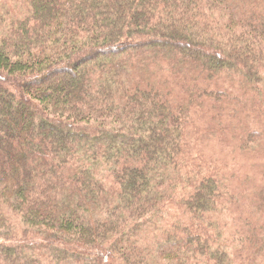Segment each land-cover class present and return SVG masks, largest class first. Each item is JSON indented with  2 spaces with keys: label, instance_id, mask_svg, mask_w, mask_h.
<instances>
[{
  "label": "trees",
  "instance_id": "1",
  "mask_svg": "<svg viewBox=\"0 0 264 264\" xmlns=\"http://www.w3.org/2000/svg\"><path fill=\"white\" fill-rule=\"evenodd\" d=\"M231 146L264 159V0H0V264H264Z\"/></svg>",
  "mask_w": 264,
  "mask_h": 264
},
{
  "label": "rangeland",
  "instance_id": "2",
  "mask_svg": "<svg viewBox=\"0 0 264 264\" xmlns=\"http://www.w3.org/2000/svg\"><path fill=\"white\" fill-rule=\"evenodd\" d=\"M234 148L235 147L231 146L228 151L225 149V153H224V156H222V158H224L225 161L227 162H231L239 169L238 176L242 177L241 173L247 176L245 177V180L243 181L244 183L243 185L245 187L258 188L259 187L258 184L259 183L261 184L264 181V172L259 171L264 167V159L262 158L263 153H262L261 147L257 149L256 156H253L252 154L245 152L243 150L238 151L236 153V151H234ZM216 149H217V146L214 148L212 152H215ZM230 150L233 151L231 154H230ZM223 162H224L223 160L222 161L220 160V163H223ZM257 172H260V173L258 174L257 177H254ZM253 183H255L256 185L253 186ZM260 189L259 188L256 189L257 193L261 191ZM259 200H262L264 203V194H263V197L261 196V199ZM256 204H258V202ZM258 218H259L258 220L259 222L260 221L264 222V217L260 216Z\"/></svg>",
  "mask_w": 264,
  "mask_h": 264
}]
</instances>
